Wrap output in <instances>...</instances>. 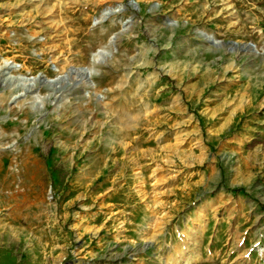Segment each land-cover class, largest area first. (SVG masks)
Here are the masks:
<instances>
[{"label": "rangeland", "instance_id": "1", "mask_svg": "<svg viewBox=\"0 0 264 264\" xmlns=\"http://www.w3.org/2000/svg\"><path fill=\"white\" fill-rule=\"evenodd\" d=\"M255 130L264 0H0V264H264Z\"/></svg>", "mask_w": 264, "mask_h": 264}, {"label": "trees", "instance_id": "2", "mask_svg": "<svg viewBox=\"0 0 264 264\" xmlns=\"http://www.w3.org/2000/svg\"><path fill=\"white\" fill-rule=\"evenodd\" d=\"M259 142H263L264 143V140L262 138H258L257 137L250 143V145H254V144L259 143Z\"/></svg>", "mask_w": 264, "mask_h": 264}, {"label": "water", "instance_id": "3", "mask_svg": "<svg viewBox=\"0 0 264 264\" xmlns=\"http://www.w3.org/2000/svg\"><path fill=\"white\" fill-rule=\"evenodd\" d=\"M214 44H217V43L214 42ZM249 47H251V48H253L255 51H257L256 48H255V46H254L253 44H250ZM243 49H244V47H243ZM12 68H13V67H12ZM83 71L85 72L86 69H83ZM48 82L51 83V84H55V81H53V80H50V81H48Z\"/></svg>", "mask_w": 264, "mask_h": 264}, {"label": "crops", "instance_id": "4", "mask_svg": "<svg viewBox=\"0 0 264 264\" xmlns=\"http://www.w3.org/2000/svg\"><path fill=\"white\" fill-rule=\"evenodd\" d=\"M255 132H260L261 136L264 138V130H255Z\"/></svg>", "mask_w": 264, "mask_h": 264}]
</instances>
